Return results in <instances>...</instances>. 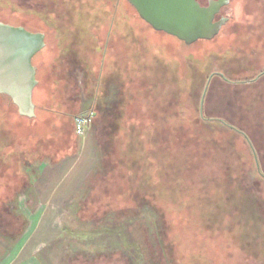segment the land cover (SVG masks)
Returning <instances> with one entry per match:
<instances>
[{
  "label": "rangeland",
  "instance_id": "1",
  "mask_svg": "<svg viewBox=\"0 0 264 264\" xmlns=\"http://www.w3.org/2000/svg\"><path fill=\"white\" fill-rule=\"evenodd\" d=\"M220 16L187 45L127 0H0L45 40L38 118L0 121L23 150L0 164V264H264V0ZM83 164L38 202L45 169Z\"/></svg>",
  "mask_w": 264,
  "mask_h": 264
},
{
  "label": "water",
  "instance_id": "2",
  "mask_svg": "<svg viewBox=\"0 0 264 264\" xmlns=\"http://www.w3.org/2000/svg\"><path fill=\"white\" fill-rule=\"evenodd\" d=\"M138 16L156 31L191 44L212 39L227 18L214 20L229 0H127ZM45 46L44 34L0 22V94L17 106L21 116L34 117L32 92L37 84L33 56Z\"/></svg>",
  "mask_w": 264,
  "mask_h": 264
},
{
  "label": "crops",
  "instance_id": "3",
  "mask_svg": "<svg viewBox=\"0 0 264 264\" xmlns=\"http://www.w3.org/2000/svg\"><path fill=\"white\" fill-rule=\"evenodd\" d=\"M34 66L36 69L35 71V78L37 80L36 85H38L40 82L37 77L39 75V71H38L39 68L37 65H34ZM1 97L7 98V96L0 94V101H1ZM34 109H35V105H34ZM84 166L85 164H83L82 166L74 165V167L72 166L70 168H68V166H64L63 168L61 167L54 171L45 169V171H43L44 172L43 181H41V184H39L37 187L35 186L36 187L35 194H37L38 202L44 203L45 205L57 203V201L55 200L56 198L60 197L59 195H61L62 193L64 194L63 192L64 189H72L75 186L77 187L79 185V183L77 185V181L79 179L80 174H82V172H84L85 170ZM13 264H28V262L18 261Z\"/></svg>",
  "mask_w": 264,
  "mask_h": 264
},
{
  "label": "trees",
  "instance_id": "4",
  "mask_svg": "<svg viewBox=\"0 0 264 264\" xmlns=\"http://www.w3.org/2000/svg\"><path fill=\"white\" fill-rule=\"evenodd\" d=\"M15 26H20V25L15 24ZM29 30L32 31V32H34V30H31V29H29ZM35 32H37V31H35ZM69 46H71V45H69ZM32 63L34 65H36V63L34 62V60L32 61ZM37 75H38V73H37ZM6 100H7V103H4L2 101V99L0 101V121H2L3 118H7L8 119V117L10 116V114H15L18 119H23L24 117H22L21 115L18 114L17 107L11 102V100L8 97L6 98ZM36 108L37 107L35 106V117L38 118V116L36 115ZM229 127L231 129L235 130L234 127H232V126H229ZM7 140H8V132L7 131H4L0 127V164H2V162H3L2 160H4L9 155H15L18 158V154L20 153L19 154V159H21V157H22L21 155L23 154V150L22 151H20V150L18 151L16 149H11V147L9 146V144L8 145L7 144L6 145L5 144L2 145L3 144L2 141L6 143Z\"/></svg>",
  "mask_w": 264,
  "mask_h": 264
},
{
  "label": "built area",
  "instance_id": "5",
  "mask_svg": "<svg viewBox=\"0 0 264 264\" xmlns=\"http://www.w3.org/2000/svg\"><path fill=\"white\" fill-rule=\"evenodd\" d=\"M94 116L93 112L86 114H79L74 117V132L76 135H83L85 133L86 127L90 124Z\"/></svg>",
  "mask_w": 264,
  "mask_h": 264
},
{
  "label": "flooded vegetation",
  "instance_id": "6",
  "mask_svg": "<svg viewBox=\"0 0 264 264\" xmlns=\"http://www.w3.org/2000/svg\"><path fill=\"white\" fill-rule=\"evenodd\" d=\"M207 3H208V0H207ZM200 4H201V3H200ZM201 5H202V4H201ZM206 5H207V4H206ZM222 8H223V7H222ZM222 8H221V9H222ZM221 9H220V10H221ZM219 12H220V11H219ZM221 17H222V16L216 18V16H215L214 20H218V19H220Z\"/></svg>",
  "mask_w": 264,
  "mask_h": 264
}]
</instances>
